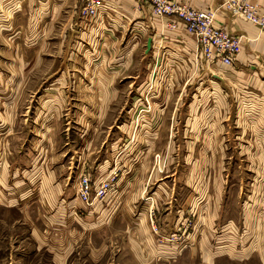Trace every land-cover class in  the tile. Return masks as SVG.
<instances>
[{"label":"rangeland","instance_id":"rangeland-1","mask_svg":"<svg viewBox=\"0 0 264 264\" xmlns=\"http://www.w3.org/2000/svg\"><path fill=\"white\" fill-rule=\"evenodd\" d=\"M34 4L18 30L0 12V237L27 235L28 220L50 235L111 237L123 264L136 263V249L152 264H264L260 72L245 68L248 82L235 86L206 68L213 60L195 42L186 66L144 56L146 36L127 30V46L141 41L134 63L126 50V69L97 79L106 32L81 28V18L74 31L64 10L44 37L30 28ZM85 175L90 203L80 196ZM103 211L106 225L88 227Z\"/></svg>","mask_w":264,"mask_h":264},{"label":"crops","instance_id":"crops-1","mask_svg":"<svg viewBox=\"0 0 264 264\" xmlns=\"http://www.w3.org/2000/svg\"><path fill=\"white\" fill-rule=\"evenodd\" d=\"M29 1L36 2L32 7L36 8L39 14L36 25H31L30 28L37 30V33L44 37H50L55 31V27L59 28L60 14L64 10L69 13L67 17L68 26L72 27L74 31H76L78 19L81 18L80 24L83 25L81 28L87 27L89 29V25H91L92 29L101 33L106 32L108 36L105 38L104 44L99 45L98 51H100L101 58H105L107 62L102 63L100 66L97 63H93L98 68V71L102 69L101 72L97 73V79H110L119 76L121 70L125 68L124 63L119 60L122 58V52L126 50L130 49L131 64L134 63L135 53L138 52L141 41H136L127 46L126 42L124 43V34L127 30L131 35L135 33V36L139 35L140 37L143 33L142 36H146L143 44L144 52L142 49L144 56L148 52L154 57L167 53L172 60L181 59L184 61L186 66H188V62H194V35L188 31L185 24L177 17L155 15L150 3L147 1L103 0L98 14L88 16L86 6H84L80 16V10L77 9V6L83 2L85 3L83 0L81 3L80 0H0V12L12 16L7 18L10 21H12L11 19L14 16L13 22L16 30L20 28L15 23L16 17L18 16L19 18L28 13L25 3ZM176 1L187 2L199 9L216 10L215 24L217 26L225 27L234 34L243 35L242 49L232 64H226L221 60H213L206 63V68L215 69L218 76L221 74V76L228 77L229 84L235 86L242 82H248V79H239L240 77L244 78L243 71L245 68L260 72L259 78L264 79V29L222 7L223 0ZM251 1L256 4L264 3V0ZM4 30L7 35L13 34V29ZM84 32L87 33V30ZM150 38L152 39V44L151 47H148ZM64 46L63 42L61 50L59 49L58 51L61 52ZM21 52H23L22 49ZM37 52V58L43 59L40 53L45 52V48L41 47L37 49ZM73 52H76V50ZM202 63L205 65L203 59ZM107 64L112 66V69H117L113 73L115 75L109 74L110 71L106 69L108 67ZM139 76L140 74L138 73L133 77L138 78ZM256 80L262 86L263 91L255 92L254 94L260 96L264 101V80ZM243 97H248V95ZM245 110H248V108H245ZM262 114L264 115L263 109ZM106 212L103 211L96 218L88 220V227H93L95 220H99L102 225L105 224L110 218L109 215H106ZM10 222L12 221L6 220L5 224L8 225ZM20 223L27 227L29 233L24 236L0 237V264H123L122 258L126 254L121 250L116 251L112 247L115 241L111 237L93 236L84 232V235L81 236L65 238L55 234L50 235L28 220H21ZM15 224H17V221ZM85 229L88 230L87 227ZM134 241L136 243L138 239L137 241L134 239ZM84 246L87 248L86 251H83ZM130 254L136 261L135 264H152L155 260L151 253L141 252L139 249H136L135 252H130Z\"/></svg>","mask_w":264,"mask_h":264},{"label":"built area","instance_id":"built-area-1","mask_svg":"<svg viewBox=\"0 0 264 264\" xmlns=\"http://www.w3.org/2000/svg\"><path fill=\"white\" fill-rule=\"evenodd\" d=\"M88 16L98 14L103 0H84ZM150 3L157 16H175L185 24L194 35L197 50L206 58L221 60L232 64L242 47L243 35L234 34L225 27L215 24L216 10L199 9L187 2L176 0H144ZM221 6L240 15L248 21L264 29V3L256 4L251 0H223ZM92 180L85 175L80 188L81 198L90 203ZM107 187L99 189L103 193Z\"/></svg>","mask_w":264,"mask_h":264},{"label":"water","instance_id":"water-1","mask_svg":"<svg viewBox=\"0 0 264 264\" xmlns=\"http://www.w3.org/2000/svg\"><path fill=\"white\" fill-rule=\"evenodd\" d=\"M151 44H152V39L150 38V39L148 40V47H151Z\"/></svg>","mask_w":264,"mask_h":264}]
</instances>
